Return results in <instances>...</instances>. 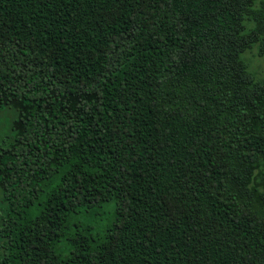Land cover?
Returning <instances> with one entry per match:
<instances>
[{"label":"trees","instance_id":"obj_1","mask_svg":"<svg viewBox=\"0 0 264 264\" xmlns=\"http://www.w3.org/2000/svg\"><path fill=\"white\" fill-rule=\"evenodd\" d=\"M255 45L264 0H0V264H264Z\"/></svg>","mask_w":264,"mask_h":264},{"label":"rangeland","instance_id":"obj_2","mask_svg":"<svg viewBox=\"0 0 264 264\" xmlns=\"http://www.w3.org/2000/svg\"><path fill=\"white\" fill-rule=\"evenodd\" d=\"M243 59L247 64L249 71L255 76L256 79L264 78V56L259 55L258 45L253 46L251 49L247 50L243 54ZM12 114L11 110L7 109L0 113V142L4 141L5 134L7 133V117ZM262 170L256 171V177L254 178L252 185L257 189L258 192L264 193V177L262 172L264 171V166L261 167ZM2 205L1 192H0V207Z\"/></svg>","mask_w":264,"mask_h":264}]
</instances>
